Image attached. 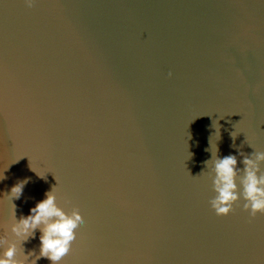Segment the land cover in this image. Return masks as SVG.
I'll return each instance as SVG.
<instances>
[{"label": "water", "instance_id": "obj_1", "mask_svg": "<svg viewBox=\"0 0 264 264\" xmlns=\"http://www.w3.org/2000/svg\"><path fill=\"white\" fill-rule=\"evenodd\" d=\"M233 145L264 151V0H0L4 246L56 183L84 219L64 264H264V212L209 205Z\"/></svg>", "mask_w": 264, "mask_h": 264}, {"label": "clouds", "instance_id": "obj_2", "mask_svg": "<svg viewBox=\"0 0 264 264\" xmlns=\"http://www.w3.org/2000/svg\"><path fill=\"white\" fill-rule=\"evenodd\" d=\"M24 2L30 6L33 0ZM229 135L234 140L236 132L232 131ZM233 146L238 149L235 154L230 152L218 156L215 147L210 158L203 162L205 167L210 165L211 188L214 192L209 198V205L217 215H226L232 211L233 203L242 199L241 207L248 210L250 216H254L257 212H264V170L260 167V162L264 161V151L253 150L244 155L239 146ZM237 155L241 157L242 167L237 166ZM2 178L3 174H0ZM26 180L27 177L18 179L10 186L5 193L10 201L11 198H19ZM15 207L11 203L10 231L15 239L4 246V239L0 236V264H36L40 258L50 261V264H64L72 254L73 245L77 241L76 234L84 224L79 209L66 214L58 206L56 183L46 189L40 199L29 205L27 213H21L18 219ZM36 229L39 230L38 251L33 253L29 249L24 253L20 241L35 235Z\"/></svg>", "mask_w": 264, "mask_h": 264}]
</instances>
